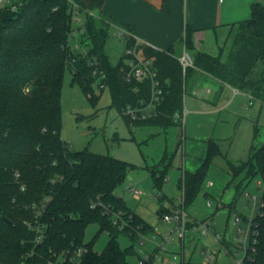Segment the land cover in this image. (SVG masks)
<instances>
[{
	"label": "trees",
	"instance_id": "1",
	"mask_svg": "<svg viewBox=\"0 0 264 264\" xmlns=\"http://www.w3.org/2000/svg\"><path fill=\"white\" fill-rule=\"evenodd\" d=\"M72 10L69 0H22L16 10L0 6V264H48L61 252L80 245L88 249L83 264H130V256L136 254L134 243L123 248L118 240L120 232L136 241L140 234L154 230L116 191L135 165L88 147L73 151L61 136L62 88L68 66L73 68V80L89 90L88 80L96 78L91 62L100 61L107 75L104 82L110 85L113 104L121 113L126 104L137 105L151 97L150 81L125 79L123 54L116 64L110 62L106 40L111 24L115 23L110 15L85 13L86 53L69 46ZM190 42L188 29V48ZM126 43L132 45L134 41L127 39ZM142 48L145 54L155 57L163 92L152 116L131 119L122 114L129 126L177 123L173 114L183 110L187 86L200 72L233 86L242 84L237 87L264 100L254 86L264 81L263 3L254 2L250 17L237 23L225 60L222 52L216 56L197 52L194 66L184 72L173 49L151 45ZM259 62L262 78L251 80ZM257 134L255 125L254 137ZM206 143V155L199 166L194 170L183 168L179 178L185 208L202 191L209 169L219 156L226 159L229 183L242 176L245 187L259 176L264 201V141L253 143L249 157L239 162L226 158L218 140L209 138ZM169 167L166 161L149 167L159 187L166 180ZM243 187L237 185L235 199ZM35 203L42 209L39 215L45 224L41 242H35V231L26 224L36 215ZM111 210L122 212L126 221L122 228L114 224ZM91 223L109 231L102 251L84 241ZM259 223L256 250L245 259V264H264V208Z\"/></svg>",
	"mask_w": 264,
	"mask_h": 264
},
{
	"label": "rangeland",
	"instance_id": "2",
	"mask_svg": "<svg viewBox=\"0 0 264 264\" xmlns=\"http://www.w3.org/2000/svg\"><path fill=\"white\" fill-rule=\"evenodd\" d=\"M260 2L264 4V1ZM124 48V41L111 33L110 29L106 50L112 63L119 61L121 50ZM181 48L176 50L178 56L184 52ZM262 75V62H259L250 79L258 80ZM73 77V68L68 66L62 88V138L73 151L88 147L93 152L110 154L133 163L135 167L128 175L133 179L127 178L116 191L127 205L149 222L156 231L165 232L169 225L161 221L159 209L170 208L172 202L178 206L182 204L178 197L181 194L178 182L182 169L194 170L199 166L206 155L207 139L218 140L226 158L235 162L246 160L252 144L257 145L264 141V101L261 98L252 99L244 91L234 92L228 87L221 88L211 82L210 78L205 81L199 74L195 76L193 82H189L184 95L183 110L187 111L185 126L179 123L168 126H129L121 111L113 104L110 85L107 84L105 88L100 89V80L90 78L88 83L91 84V89L85 90L81 83L73 80ZM241 85L237 86L241 87ZM254 86L258 87L259 95L264 96V81ZM194 90L203 93V96L194 95ZM91 96H94L93 99ZM250 101L253 104H249ZM255 125L258 127L256 137H254ZM162 161L169 162L170 167L166 180L159 187L149 167L154 164L160 165ZM229 177L225 157H216L207 176L214 185L208 186L206 181L194 203L186 208L189 214H194L198 218L212 216L211 214L214 213L212 219L216 223V229L222 233L226 229L227 237L229 234L231 236L234 234V228L229 219L228 208L217 209V198L222 194L223 200L230 201L236 195L237 185L240 184V188L244 186V181H241L242 176L231 183ZM258 179L259 176L254 178L243 187V190L257 192ZM130 184L144 191L141 199L134 197L128 191ZM209 198H212L211 206L208 205ZM259 199H262L260 192ZM243 201L244 197L237 198L236 206L241 210ZM227 205L232 204L226 203L224 206ZM227 224L230 226L226 227ZM154 232L155 230L147 235L151 236ZM187 237H189L185 246L187 264H195L202 260L200 250L211 241V235L198 239L194 231H188ZM190 237L195 239L189 240ZM108 240L109 231L100 230L98 223L87 226L84 241L92 242L94 250L102 251ZM118 240L123 248L134 243L136 254L130 256V264H137L139 249L146 251L153 247L149 243L140 244L139 239L135 241L122 232ZM219 261L222 264L236 263L232 255L224 249L221 250Z\"/></svg>",
	"mask_w": 264,
	"mask_h": 264
},
{
	"label": "built area",
	"instance_id": "3",
	"mask_svg": "<svg viewBox=\"0 0 264 264\" xmlns=\"http://www.w3.org/2000/svg\"><path fill=\"white\" fill-rule=\"evenodd\" d=\"M72 5L73 23L69 31V46L75 50L86 53L87 30L83 21V13H86L84 8L76 0H69ZM22 4V0H0V6L8 7L16 10ZM56 8V7H55ZM89 14H93L88 12ZM80 22V24H76ZM118 36L127 39H132V45H126L123 51L124 62V77L127 81H150L151 83V97L148 101H141L137 105L128 103L122 110V114L130 117L131 119H146L153 115V112L159 104L162 96V86L158 78L157 68L155 66V57L145 54L142 45H149L142 41L140 38L135 37L128 29L120 27ZM183 65L184 72L188 67L194 66V58L186 49L183 54L179 56ZM94 65L93 74L96 79L100 80L99 88L103 89L107 85L104 80L106 73L100 66V61L95 60L91 62ZM194 95L199 97L203 93L196 90L193 91ZM250 97L255 98L253 95ZM252 101L249 102L251 104ZM187 111H176L173 114L175 122L185 126ZM207 185L212 186L214 182L211 179L207 180ZM23 187V186H22ZM128 191L134 197L140 199L144 191L133 184H130ZM259 192H263V186H258L257 192L242 191L240 197H244L243 209L237 206H229L228 214L229 219L234 228V234L227 237V230L222 233L216 229V223L212 218L198 219L189 214L184 206V193L178 196L181 200V205H175L171 210L165 211L161 215V220L169 224V228L165 232H154L151 236L147 234H140V244L149 243L153 245L151 250L141 251L138 250L139 258L137 264H187L185 246L188 231H194L197 238H202L211 235V241L202 246L200 254L202 260L195 264H222L220 259L221 250L224 249L230 253L236 260L235 264H245V259L250 256L257 247L258 239L260 236V223L259 216L264 208V201L259 199ZM237 199H233V203ZM222 199H217V209L224 208ZM208 205H212V198L208 199ZM33 208L36 211L34 219L26 221V224L35 231V242H41L44 238L45 224L41 221V207L34 204ZM113 222L115 225L122 228L126 221L121 211H112ZM190 237L189 240H194ZM85 245L76 246L56 255L54 260L50 259L48 264H83V257L87 252ZM19 264H26L21 261Z\"/></svg>",
	"mask_w": 264,
	"mask_h": 264
},
{
	"label": "crops",
	"instance_id": "4",
	"mask_svg": "<svg viewBox=\"0 0 264 264\" xmlns=\"http://www.w3.org/2000/svg\"><path fill=\"white\" fill-rule=\"evenodd\" d=\"M78 1L83 5L86 13L91 12L97 15L105 13L113 17L115 23L111 24L110 29L111 33L117 36L119 28L124 27L135 37L140 38L142 41L158 49H173L176 54V50H179L180 47H182L181 49L193 52V54L190 52V54L193 55V58L197 52H206L213 56L222 52V58L225 60L231 48L232 36L236 31L237 23L250 17L251 5L254 2L264 0ZM85 17L86 15L83 13V21H85ZM188 29L191 31L190 48L185 44ZM119 38L124 41L126 48V40L120 36ZM123 51L124 50H121L122 53ZM106 52L109 56V52L107 50ZM122 53L120 55H122ZM199 75L205 81L210 78L211 82L219 85L221 88L228 87L233 89L234 92L244 91L248 96L252 95L250 90L222 82L204 72H200ZM260 184H262V181L259 177L256 181V185L259 186ZM178 188L180 189L179 184ZM234 197L230 201L223 200L221 194V197L217 199H222L225 205L226 203L232 204ZM236 204L237 200L231 206H236ZM175 205V202H172L170 208L161 207L159 211L162 209V212H158L162 215L163 212L171 210ZM229 206H224V208H228ZM224 208L219 210H223ZM213 214L214 213L211 215L213 216ZM192 215L198 218L196 215ZM212 216L204 218H212ZM228 226L230 225L227 224L226 227ZM167 227L169 228V225ZM154 230L155 232H161L156 231L155 228Z\"/></svg>",
	"mask_w": 264,
	"mask_h": 264
},
{
	"label": "water",
	"instance_id": "5",
	"mask_svg": "<svg viewBox=\"0 0 264 264\" xmlns=\"http://www.w3.org/2000/svg\"><path fill=\"white\" fill-rule=\"evenodd\" d=\"M128 179H129V180H132V177H131V176H128ZM5 220L8 221L9 223H12V221L9 220V219H7V218H6Z\"/></svg>",
	"mask_w": 264,
	"mask_h": 264
}]
</instances>
